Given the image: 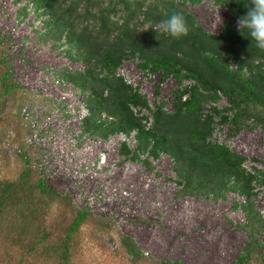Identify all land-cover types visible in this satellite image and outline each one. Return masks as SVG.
<instances>
[{
	"label": "trees",
	"instance_id": "16d2710c",
	"mask_svg": "<svg viewBox=\"0 0 264 264\" xmlns=\"http://www.w3.org/2000/svg\"><path fill=\"white\" fill-rule=\"evenodd\" d=\"M25 1L17 17L22 20L33 12L41 22L42 30H35L41 41L67 59L86 64L56 73L82 94L86 113L80 119L78 137L133 136V149L121 142L123 159L152 168L149 158L168 156L180 185L178 194L222 198L230 191L243 195L245 200L235 201L234 208L244 213L245 222L238 227L248 241L233 264H264V244L258 239L264 219L251 199L256 184L264 183V172L253 166L252 171L247 169L244 154L212 139L216 124H227L230 136L247 127L264 128V50L255 47L247 30L227 21L216 33L206 31L182 8L201 0ZM213 3L243 20L250 0ZM176 12L184 14L190 29L179 39L159 29L160 21ZM147 23L155 31L140 32ZM5 54L0 46V107L21 89ZM129 58L140 59L138 65L145 72H159V82L172 77L180 84L172 91V111L165 109L164 101L150 107L146 96L118 74ZM221 97L227 104L218 107ZM21 158L23 166L16 177L0 178V244L5 248L0 250V264H28L32 259L70 264L80 226L91 217L89 211L74 207L70 221L59 229L50 228L49 206L58 203L68 208L70 198L50 187L25 153ZM98 225L108 227L105 221ZM120 246L132 264L144 258L130 236L122 234ZM153 263L181 264L165 259Z\"/></svg>",
	"mask_w": 264,
	"mask_h": 264
},
{
	"label": "rangeland",
	"instance_id": "374dc122",
	"mask_svg": "<svg viewBox=\"0 0 264 264\" xmlns=\"http://www.w3.org/2000/svg\"><path fill=\"white\" fill-rule=\"evenodd\" d=\"M26 3L0 0V46H4L13 78L21 85L0 107V178L16 177L25 153L45 182L70 198L68 208L58 203L49 206L50 228L59 229L70 221L74 207L89 211L91 217L80 226L70 264H132L120 246L122 234L130 236L144 254L136 264H154L153 260L160 259L181 264H233L248 241L246 232L238 227L245 222L244 213L234 208V202L245 197L230 191L222 198L178 194L180 185L168 156L149 158L152 168L123 159L121 142L133 149V136L78 137L80 119L86 113L82 94L56 73L63 68L82 69L86 64L67 59L41 41L36 32L42 30L41 22L33 12L22 20L17 17ZM182 8L210 33L219 31L227 21L240 26L234 14L213 0L187 3ZM147 25L140 26V32ZM139 62L138 58L125 59L118 74L146 96L150 107L164 101L165 109L172 111V91L180 84L172 77L159 82V72H145ZM226 102L221 97L217 106ZM142 112L148 114L146 109ZM214 129L213 140L244 154L247 169L252 171L253 166L264 172L263 127H247L235 136L229 135L227 124H216ZM254 192L251 199L264 219V183L256 184ZM103 221L108 227H99ZM258 239L264 244V229ZM3 247L0 244V250ZM28 264L45 263L32 259Z\"/></svg>",
	"mask_w": 264,
	"mask_h": 264
},
{
	"label": "clouds",
	"instance_id": "9594fccd",
	"mask_svg": "<svg viewBox=\"0 0 264 264\" xmlns=\"http://www.w3.org/2000/svg\"><path fill=\"white\" fill-rule=\"evenodd\" d=\"M247 7L248 12L243 20H240V26L235 24L247 30L248 36L254 41L257 49L264 50V0H250V5ZM219 8L215 10L217 15ZM149 28L153 29L151 25H147L143 30ZM159 29L174 39L187 36L190 30L186 17L180 12L173 13L160 21Z\"/></svg>",
	"mask_w": 264,
	"mask_h": 264
}]
</instances>
